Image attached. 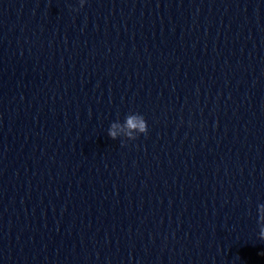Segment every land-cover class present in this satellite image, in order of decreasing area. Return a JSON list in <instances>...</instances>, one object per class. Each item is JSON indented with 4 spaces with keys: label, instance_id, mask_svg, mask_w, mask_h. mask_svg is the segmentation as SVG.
I'll return each instance as SVG.
<instances>
[{
    "label": "clouds",
    "instance_id": "clouds-1",
    "mask_svg": "<svg viewBox=\"0 0 264 264\" xmlns=\"http://www.w3.org/2000/svg\"><path fill=\"white\" fill-rule=\"evenodd\" d=\"M85 0H80V6L83 7ZM148 125L144 116L139 113H129L125 116L123 123L119 120L111 123L108 135L111 139L115 140L120 137L121 134L128 140H135L140 134H147ZM258 222L261 227L259 231V237L264 240V203L257 206Z\"/></svg>",
    "mask_w": 264,
    "mask_h": 264
}]
</instances>
